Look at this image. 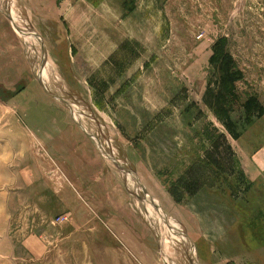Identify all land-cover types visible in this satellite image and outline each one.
Here are the masks:
<instances>
[{
	"label": "rangeland",
	"instance_id": "1",
	"mask_svg": "<svg viewBox=\"0 0 264 264\" xmlns=\"http://www.w3.org/2000/svg\"><path fill=\"white\" fill-rule=\"evenodd\" d=\"M0 264H264V0H0Z\"/></svg>",
	"mask_w": 264,
	"mask_h": 264
},
{
	"label": "crops",
	"instance_id": "2",
	"mask_svg": "<svg viewBox=\"0 0 264 264\" xmlns=\"http://www.w3.org/2000/svg\"><path fill=\"white\" fill-rule=\"evenodd\" d=\"M61 186H63L62 183H61ZM65 197L67 198V195L65 193H62L63 200H65Z\"/></svg>",
	"mask_w": 264,
	"mask_h": 264
},
{
	"label": "bare ground",
	"instance_id": "3",
	"mask_svg": "<svg viewBox=\"0 0 264 264\" xmlns=\"http://www.w3.org/2000/svg\"><path fill=\"white\" fill-rule=\"evenodd\" d=\"M43 74L45 75L46 74V71L44 70V72H43ZM43 78V77H42ZM151 212V211H150ZM183 239H185L184 237H183ZM186 241V240H185Z\"/></svg>",
	"mask_w": 264,
	"mask_h": 264
}]
</instances>
